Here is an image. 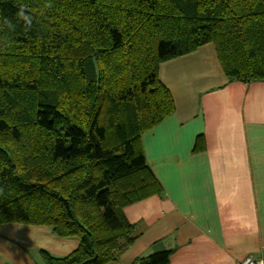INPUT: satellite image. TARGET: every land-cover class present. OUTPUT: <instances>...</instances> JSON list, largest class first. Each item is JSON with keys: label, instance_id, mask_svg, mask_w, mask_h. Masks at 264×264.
Instances as JSON below:
<instances>
[{"label": "trees", "instance_id": "obj_1", "mask_svg": "<svg viewBox=\"0 0 264 264\" xmlns=\"http://www.w3.org/2000/svg\"><path fill=\"white\" fill-rule=\"evenodd\" d=\"M4 18L0 226L78 240L62 258L40 250L43 264L115 262L137 238L123 210L162 193L142 146L175 111L159 66L212 44L229 82H264V0H0Z\"/></svg>", "mask_w": 264, "mask_h": 264}, {"label": "crops", "instance_id": "obj_2", "mask_svg": "<svg viewBox=\"0 0 264 264\" xmlns=\"http://www.w3.org/2000/svg\"><path fill=\"white\" fill-rule=\"evenodd\" d=\"M159 79L175 111L142 146L162 193L123 210L137 238L109 264L164 250L169 264L264 260V82H229L212 44L162 63ZM78 244L43 226L1 225L0 264H43L40 250L62 258Z\"/></svg>", "mask_w": 264, "mask_h": 264}, {"label": "clouds", "instance_id": "obj_3", "mask_svg": "<svg viewBox=\"0 0 264 264\" xmlns=\"http://www.w3.org/2000/svg\"><path fill=\"white\" fill-rule=\"evenodd\" d=\"M45 7H51L50 4L45 5ZM16 18L19 22L23 23V26L25 30H30L32 27L33 18L27 11V6L21 4L16 11ZM0 24H2L4 27H6L9 30H14L15 25L8 20L7 18H4L2 21H0Z\"/></svg>", "mask_w": 264, "mask_h": 264}, {"label": "built area", "instance_id": "obj_4", "mask_svg": "<svg viewBox=\"0 0 264 264\" xmlns=\"http://www.w3.org/2000/svg\"><path fill=\"white\" fill-rule=\"evenodd\" d=\"M238 264H264V260L261 258H255L252 255H247L241 259Z\"/></svg>", "mask_w": 264, "mask_h": 264}]
</instances>
